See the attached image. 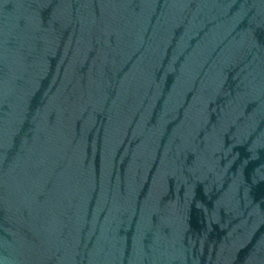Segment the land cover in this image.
<instances>
[{
    "label": "water",
    "instance_id": "obj_1",
    "mask_svg": "<svg viewBox=\"0 0 264 264\" xmlns=\"http://www.w3.org/2000/svg\"><path fill=\"white\" fill-rule=\"evenodd\" d=\"M0 264H264V0H0Z\"/></svg>",
    "mask_w": 264,
    "mask_h": 264
}]
</instances>
